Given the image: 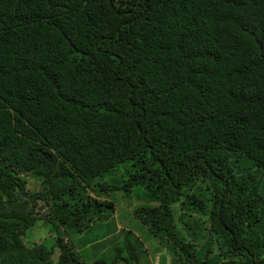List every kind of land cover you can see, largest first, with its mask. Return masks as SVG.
<instances>
[{
  "label": "trees",
  "instance_id": "trees-1",
  "mask_svg": "<svg viewBox=\"0 0 264 264\" xmlns=\"http://www.w3.org/2000/svg\"><path fill=\"white\" fill-rule=\"evenodd\" d=\"M133 190L169 264H264V0H0V264H86Z\"/></svg>",
  "mask_w": 264,
  "mask_h": 264
},
{
  "label": "rangeland",
  "instance_id": "rangeland-1",
  "mask_svg": "<svg viewBox=\"0 0 264 264\" xmlns=\"http://www.w3.org/2000/svg\"><path fill=\"white\" fill-rule=\"evenodd\" d=\"M28 189L31 191L38 190L39 184L35 180L29 179ZM138 193V190H133L130 195L123 192L115 193L112 197L116 204L115 212L107 222L93 224L91 230L85 231L86 233L82 235L78 232H67V237L70 238L73 245L75 244L76 250L83 252L86 264H91L99 258L108 261L106 255L109 256L115 247L120 246L126 235H129L135 248L138 249V244L134 240L139 241L140 248L145 250L139 256V264H169L170 253L166 252L162 245H159L155 238L150 235L147 227L135 219L132 214L135 207L144 204L138 197ZM105 199L107 201L112 200L111 198ZM34 232L36 241L44 239L48 234L40 226H36ZM128 232H131V235ZM56 258L57 253L53 256L54 260Z\"/></svg>",
  "mask_w": 264,
  "mask_h": 264
}]
</instances>
